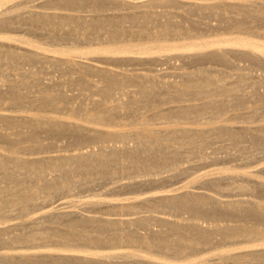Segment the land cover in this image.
<instances>
[{"label": "bare ground", "instance_id": "1", "mask_svg": "<svg viewBox=\"0 0 264 264\" xmlns=\"http://www.w3.org/2000/svg\"><path fill=\"white\" fill-rule=\"evenodd\" d=\"M9 1L12 0H0V7ZM176 1L45 0L44 5L47 9L45 6L35 5L37 8L41 7L42 10L36 8L18 11L17 7L20 8L23 3L29 2V0H25L20 5L15 3V6L10 5L6 8L4 6L5 9L0 11V27H12L13 29L14 26L15 28L21 26L22 28L27 25L28 30L34 29V31L60 28L65 30V34L72 36L73 33L81 34L78 32V26L83 25V29H80L84 30L86 26L89 30L86 28L85 33H87H82L86 37H94L99 30H104L109 37L107 43H100V46L96 48L85 49H78L75 46L49 49L24 36L10 37L5 35L2 37L19 41L31 48L36 47L34 49L53 51L55 54L65 56L63 59L29 48H22L23 51H20L22 49L19 50L15 44L9 43L11 41H0V58L5 57L9 63H16L17 65L22 60L35 62L46 59L44 61L50 60L51 64L56 66L74 67V69H78L81 75L78 80L79 84L85 89L96 85V83L95 85L91 83L92 80H86V75L99 76L103 85L98 86L97 89L93 88L98 90V92H94H97L100 97L93 103L96 106L95 109H98L101 104L104 105H101L103 107H100L101 109L95 113H91L89 109L81 108L79 112L82 113L81 117L77 118L76 113L78 112L66 117L59 111L62 109L61 112H63L65 110L63 108L67 107L70 109L69 103L71 102L69 97L61 91L50 92L47 86H43L42 90L39 88L40 95L30 97L31 94L29 96L28 93H23L22 89L20 90L21 83L26 84V79L22 77L21 80L24 79L25 82L23 80V82L8 83L5 85L6 88L0 85V100L4 96L11 98L9 106L4 110L12 109L10 112H14L5 113L6 111L0 109L2 111H0V125L11 128V130L9 129L10 132H7L3 129L8 130V128L0 127L3 128L0 129V144H5V148L0 146V182L3 183L0 185V223L7 219L8 215L6 214L12 210L16 212L20 210L25 217L30 213L33 206H37V202L42 201L43 204L47 205L56 195L65 190L69 191L77 185H88L95 180L94 178L105 181L110 177H120L119 172L121 171H123L121 175H124L125 170L126 175L128 171L129 174L132 171L136 173V175H130L132 179L118 181L117 185L111 187L116 190V188L129 189L130 187L132 189L146 183L148 185L152 180L143 179L145 175L152 176L154 174L157 177V174L165 173L163 171L166 169L173 171V174L175 173L174 175L169 174L170 172L167 173L169 176L175 177L176 173L178 176L180 172L196 166L198 163H194L192 158L197 157L204 147L211 144L217 146L216 150L218 148V151L219 149L225 151V155L228 153L225 159L230 157L229 155L233 159H245L246 155L249 158V155L264 152V122L261 119V122H257L255 119L257 114L262 111L264 113V102L254 108H248L245 104L247 103L246 84L248 83L247 87L251 85H253L252 87H262V85L264 86V76L262 78L255 76V78L241 72L225 74L222 70H214L215 73H212V70L197 69L185 73L184 78L187 77V80L181 84H179L180 82L174 83V81L168 82V80V83H161L160 80L156 82L151 77L141 73L113 71L107 67L86 63L82 59L88 57L87 55L99 53L100 57L102 54L105 58L109 57L108 60H112L111 56L122 54V56L126 55L127 57V54L133 53L131 57L155 54V59L160 61L159 58L162 54L170 53L169 51H180L179 56L187 60H189L188 58L197 60L207 58L208 60L218 59L221 60L220 62H225V54L232 51V54H240L264 68V42L258 40L264 38V30L256 31L251 23L253 20L260 22L264 20V1L257 5L254 1L188 0L189 12L199 11L203 14L221 16V13L224 14V12H218L221 8L228 10L233 7L235 9L234 11L228 10L233 14L230 15L226 12L229 16L223 15L228 19V24L231 23V26L236 28L237 32L234 30V35L230 33V36L228 34L223 36L219 33L221 36L218 38L197 39L196 37L195 40L193 35H191L193 40L190 39L191 37L189 38L190 35L187 37L192 29L185 28L182 22L174 19L175 15L173 16V14L175 12L170 13L169 10L160 12V9L159 12L153 11L160 6H175V3H178ZM87 3L93 6L87 11L92 12V14L88 13L89 15L50 11L64 9L79 12L86 7ZM224 4L231 7L227 8V5L226 9L222 6ZM14 8L17 12H14ZM111 10L112 12H110ZM127 23L137 28L133 30L129 28L130 30H128L130 25H126ZM179 34H183L181 36H185L186 39L172 41L173 37H177L176 35ZM146 35L148 40L144 41ZM119 57L116 60H119ZM99 58H92V60L101 61ZM151 58L154 59V57ZM25 78L27 77L25 76ZM19 82L20 85H18ZM27 85L29 83L24 85L25 88L22 87L26 89ZM130 85L136 87L133 86L136 91L131 87L129 89L133 90L134 94H139L137 97L132 96L127 102L121 101L114 104L112 101V104L105 103L110 101L109 97L112 98V95L119 92L117 90L126 94L130 93L131 90L128 89ZM254 90L256 91L253 89L252 92H249V96L264 95L259 91L256 93ZM161 93H165L163 97L160 96L162 100L159 99L164 104L167 102V98L168 100L174 99L180 104L166 108L159 107L157 110L153 109L154 112L148 116L137 117L141 102H146L152 97L158 98ZM107 99L109 100L106 101ZM29 104L33 105L36 110L29 109V106L26 109ZM23 106H26V110L20 112L19 107L23 109ZM46 107H50L51 110H45ZM17 108L18 110H15ZM242 108L246 109V112L241 113ZM232 109L236 111L228 114L227 112ZM122 112L133 114L131 117L128 115L129 118L124 117L125 119H133V117L135 119L127 124L117 123L118 119L116 121L115 118L117 116L120 118L122 114L119 115V113ZM221 112H226L228 115L222 114L224 116L222 117ZM127 119L126 121H128ZM184 119L187 121L184 122ZM153 120H158L157 124L159 121L162 122L157 125L154 124L156 121ZM123 121L121 120V122ZM42 132L56 134V136L61 135V137L72 135L77 137L74 140H78L80 143L117 141L121 144L120 146H112V143L111 146L104 144L98 149L86 151L79 148L68 154L38 155L36 150L38 151L46 145L40 137ZM79 142L77 143L80 144ZM212 147L214 148V146ZM21 151H24V154ZM35 153L37 155H34ZM183 158L192 159L193 163L188 161L189 165L184 166L180 164ZM235 168L233 166L205 171L198 175L197 183L211 185L214 193L217 192L219 195L223 192H236L238 195H251L256 192V194L264 195V176L259 177L258 175L256 178L254 173L250 171H236ZM263 170H261L262 173ZM261 171H259L260 174ZM123 175L122 177H124ZM137 176H142V180ZM159 176V179L162 178L161 175ZM162 180L165 179L162 178ZM106 182L108 181L106 180ZM191 186L193 185L185 184V189L180 190L181 192H176L178 187L173 193H170V190L166 193H157V191L154 194L152 192L153 195L135 201H130V199L126 202H119L118 200L111 202V199L105 201V199L99 198L85 200L83 201L85 206L95 205L97 207L101 205L100 209L105 206L108 208L107 210L112 212L101 216H82L75 211H60L62 218L66 219V228L52 226L41 230L38 227L22 233H13L14 235L6 237L1 236L2 230L0 229V246L2 244L4 247L9 245L12 249L6 250L5 248V251L0 252V264H222V262L228 264L227 261L229 264H259L264 261V202H262L264 197L262 196V201H257V198H255L257 200L235 199L226 201L207 193L204 194V192H193L189 190ZM194 187L196 186L194 185ZM224 194L226 195V193ZM145 206L152 207L153 212L149 209L150 212L148 211L147 215H142V211L139 210L145 209ZM156 208H168L173 210L176 215L189 213L190 218L194 220L191 221L189 216L190 221L185 217L187 222H184V220L186 221L185 218H181V220L167 219L156 215L154 213ZM96 210L102 211L99 210V207ZM175 214L173 215L176 216ZM201 219L208 220V226H204L206 225L205 222L204 225L201 224L202 222H199ZM225 220L227 222H224ZM156 225L161 228L156 230ZM10 226L12 227V225ZM17 226H19L18 223ZM11 229L13 231V228ZM19 244L27 245L28 248L20 251L14 250L13 248H17ZM108 246L114 248L127 247L128 249L122 252L103 251ZM20 247L19 249H22V246ZM204 252L206 254H203ZM213 259H217L219 262H215V260L211 262Z\"/></svg>", "mask_w": 264, "mask_h": 264}, {"label": "rangeland", "instance_id": "2", "mask_svg": "<svg viewBox=\"0 0 264 264\" xmlns=\"http://www.w3.org/2000/svg\"><path fill=\"white\" fill-rule=\"evenodd\" d=\"M22 1L24 2L25 0H12V1H9V2H7V4L2 6L3 8L0 7V11L4 10L6 8V6H10V5L11 6L12 5L15 6V3H16V5H18V4L20 5V4H22ZM177 1H178V3H175V6L174 5H170L169 7L166 6L167 8L160 6V8L156 7L155 9H153V11L159 12V9H160V12H164V11L167 12L168 10H169L168 12H170V13H174L175 12V14H173V16L174 15L176 16V17L174 16L175 20H177L178 22H182V24L184 25L185 28L194 30V31H192V30L189 31L190 34L188 33V35H187V33L184 34L185 36L187 35V37H188L190 35L189 36V38H190L191 35H193L192 37H193L194 40H195L196 37H197V39H201V38L202 39H212V38H218L221 35L227 36V34H228V36H230L232 33H233L232 35H234V32H237L235 30L236 28L231 26L232 25L231 23L228 24V19L225 18V17L229 16L228 13H230V15L233 14V13L230 12L231 10H233V11L235 10L233 7H232V9L229 8L231 6H229L228 4H226V6L228 5L227 8H229L228 10H230V11L224 10L223 8H221L222 10L220 9V11H218L219 13L224 12V14L221 13L222 14L221 15L222 17H221V16H217V15H214V14H212V15L205 14V13L203 14L202 12H199V11L198 12H196V11H194V12L190 11L189 12L188 7H187L188 0H177ZM184 1H186V2H184ZM239 1H244V2L254 1L258 5V3H260L261 1H264V0H238V1L234 0V2H239ZM44 2H45V0L44 1L43 0L42 1L41 0H36V1H33V0L30 1L29 0V2H26L25 4L23 3V5L20 6L21 9L19 7H17V8L15 7V8L18 9V11L19 10L25 11V10H29V9H36L37 7H35V5L36 6L37 5L45 6ZM229 2H231V0ZM8 3H9V5H8ZM87 5H88V3L85 5L86 7L81 9L84 12H82V11H79V12L76 11L75 12V11H70V10L66 11L64 9L63 10L62 9L61 10H50V11H56V12H61V13H69V14H80V15L92 14V12H87V11H89V9H92L93 6L90 3H89V5H91V6H89V5L87 6ZM4 6H5V8H4ZM222 6L226 8L225 4L222 5ZM15 8L13 10H14V12H17ZM45 8H46V6H45ZM37 9L42 10L41 7L40 8L38 7ZM183 10H185V11H183ZM110 12H112V10ZM226 12H228V13H226ZM219 13H217V14H219ZM225 14H226V16H225ZM237 15L240 16L239 14H237ZM224 20H225V22H224ZM254 21H255V23H254ZM257 21L253 20V22H251L252 26H254L256 31H258V32L259 31H263L264 30V22H263L264 20L261 21V22L260 21L257 22ZM254 24H256V25H254ZM126 25H128V26L130 25L129 27L126 26V27H128V30H130V29L133 30V29L137 28L136 26H133L130 23H127ZM78 27H79V31L77 29H75V30L80 32L81 34L73 33L72 36H71V34L70 35L69 34H65V30H62L60 28H58L56 30L55 29H48V31L47 30L46 31H44V30L42 31L41 29H40L41 31H39V30H37V31L35 30L34 31V29H31V30L29 29L28 30V26L27 25L23 26L22 28H21V26H18V27L15 28V26H14L13 29H12V27H0V41L1 42L11 41L9 43L15 44L16 47H19V50H20L22 48L23 49H28V48L29 49H34L36 47L31 48L28 45H24L23 43H20L19 41H14V40H11L9 38L5 39V38H2V37H5V35L6 36H10V37H23L24 36L25 38H28V39H31V40H34V41H37V42L43 44L44 47H46V48L48 47L49 49H51V48H59L61 46L62 47H69V46L70 47H72V46L74 47L75 46L78 49L79 48L80 49L81 48L85 49V48H92V47L96 48V47L100 46V43L105 44L109 40V37H108V35H106L104 30H99L97 32V34L95 35L96 37L94 36V37L89 38V37H86V35H85L87 33V32L85 33V31H87L88 28L85 26V29L82 30L83 27H84L83 25H79ZM80 28H82V29H80ZM86 28H87V30H86ZM255 29L253 28V30H255ZM76 31H74V32H76ZM256 31H254V32H256ZM192 32H193V34H192ZM82 33H85V34L83 35ZM104 33H105V35H104ZM78 34H79V36H78ZM181 35H183V34H179V35H176V36L180 37ZM83 36L86 37V38L84 37L85 40L83 39ZM185 36H181L178 39H177V37H173L172 41L185 40L186 39ZM145 37H144V41H147L148 40V38H147L148 36L146 35ZM192 37L190 38L191 40H193ZM256 37L258 38V36H256ZM258 40H261V41L264 42V38L263 37H262V39L260 38ZM23 49L20 50V51H23ZM34 50H36L38 52H41V53H44V54H48L50 56H57V57L63 58V59L65 58V56H62V55H59V54H55L53 51L52 52L43 51V50H41L39 48L38 49H34ZM166 52H168V51H166ZM169 52L170 53L162 54L160 56V58H159L160 61L156 60L157 58L155 59V56H154L155 54L154 55L151 54L152 56L151 55L149 56L147 54L146 55H141V56H138L139 58L135 55V57H137L135 59V57L133 55H132L133 57H131V54H133V53H130L129 55L127 54V57H126V55L122 56V54H119L117 56H114L112 54L115 57V59H114V57H112L110 55L111 56L110 58H113L112 60L111 59L108 60L109 57L106 56L107 58H105V56H103L102 54H101V57H100L99 53L98 54L87 55L88 57L85 56L86 58H82V59L86 63L92 64V65H96V66L107 67L108 69H111L113 71H120V72L125 71V73H127V72H129V73H141V74H143L145 76L151 77L156 82L157 81L159 82V80H160L161 83H165V82L168 83V82L174 81V83L175 82H177V83L180 82L179 84H181V82H184V81L187 80V77L184 78V75H186L187 73H190V72H192L194 70H197V69H204V70L208 69L209 71L212 70V73H215L214 70H216V71L222 70V72L224 71L225 74H228V73L229 74H235V73L241 72V73H243V74H245L247 76L249 75V77L252 75V76H254V77L256 76L258 78H262L264 76V68H263V66L261 67V66H259L257 64H254L252 62V60L249 61V59H247L245 57H242L240 54H237V53L232 54L231 53L232 51H230V52L228 51V54H225L226 55L225 56L226 57V61H225L226 63L224 61L220 62L221 60H218V59H216V60L215 59L208 60L207 58H205L204 60L203 59H198L197 60V59H191V58H188L189 60H187L185 58L186 59L185 60V59H183L182 57L179 56V52L180 51H178V52L177 51L176 52L169 51ZM162 53H164V52H162ZM224 53H225V51L223 52V54ZM235 54H237V55H235ZM129 56H130V58H129ZM2 57L0 58V82H1L0 85H3V88H6L5 85L8 84V83H12V82L16 83L17 81L23 82V80L26 79V84L29 83V85H27V88L24 89L26 84L21 83L22 86H24V85L25 86H24V88L22 86H20V90L22 89L21 91L23 93L24 92L28 93V95L31 94L32 96L29 95L30 97H33V95L34 96L35 95L36 96L40 95L41 94L40 89L42 90L43 86H47V89L50 92H56V91L59 92V91H61L67 97H69L68 99L72 103V104L69 103L70 104L69 106L73 107L72 110L74 111L73 112L72 110H70L71 107H70V109L68 107L67 108H63V110L65 109L63 112H61L62 111V109H61V111H59V113L62 114L63 116H66V117L67 116L69 117L70 115L71 116L74 115L72 113H76V112L79 113L81 108L82 109H84V108L89 109L91 111V113H95V112L98 111V109L99 110L101 109L100 107H103L101 105H104V104H101V105H99L98 109H95L96 106L93 103L94 100L97 101V99L100 98L98 93H97L98 90H96L97 87L103 85V82L100 81V78L97 75L91 74V75H86L85 76L86 80H88V81L92 80L91 83L93 85H95V83H96L95 86H92L90 88L87 87L85 89V88H82V86L79 84L78 80L80 79L81 75H80L78 69H76V68L74 69V67L62 66V65L61 66H56L53 63L51 64L50 60L44 61L46 59H42V61L37 60L35 62L34 61L32 62L31 60H25V61L22 60V62L19 61V63L16 65V63L15 64L9 63V61L7 59H5V57H3V59H2ZM97 57L98 58L100 57L99 59H101L102 62L101 61L92 60V58L95 59ZM118 57H119L120 61L116 60V59H118ZM151 57H154V59H152ZM238 57H240V58L242 57V58L240 59ZM132 58H134V60H132ZM74 59H77V58H74ZM195 60H197V61L194 62ZM20 71H21V73H20ZM24 73H26L27 75L24 74ZM23 74L27 78H25V76ZM30 74H31V76H30ZM20 75H23V76H20ZM21 77L24 78V79L21 80ZM167 80H168V82H167ZM2 81L4 82V84H3ZM20 82L18 83V85H20ZM24 82H25V80H24ZM247 84H246V87H245L246 88L245 89V92H246L245 94H247V98H246L247 100L246 99L245 100H246L247 103H245V104H246V106H248V108L257 107L259 104H262L264 102V95L263 96H259L260 97L259 98L257 96L258 94L255 95V97L254 96H249V92H252L253 89H256V91H259L261 94L262 93L264 94V86L263 85H262V87L258 86L259 87L258 88L256 86L252 87L253 85H251L250 86L251 88H250L249 86L247 87ZM29 86H30V88H29ZM133 86L134 85H132V86L130 85L128 87V89L131 87L134 90L136 87L134 86L135 88H133ZM93 88H96V89H93ZM129 90H131V89H129ZM129 90H128V92H129ZM133 90H131L130 93H128L129 95L126 94L125 92L117 90L119 92H117L114 95H112V98L109 97L111 102L108 101L109 99H107L106 101H108V102H105V103L112 104L114 102V104H116L117 102H121V101L127 102L130 97H132V96L133 97H137L139 95V94H134L135 92ZM94 91H97V92H94ZM135 91H136V89H135ZM259 92H256V93H259ZM162 93L159 95L158 98L157 97H154V98L152 97L153 99L150 98L149 100H146V102L142 101L140 110L138 111L139 116L137 115V117L141 118L142 115L143 116H148V114L150 115L152 112H154V110H157L159 107L160 108H166V107H169V106L180 104V102H178V101H176L174 99H169L168 100V98H167V102L164 104V102L160 101V100H162V97L165 94V93L164 94H162ZM160 96H162V97H160ZM166 96L164 97L165 99H166ZM215 96H219V95H215ZM7 97L9 99L6 98L5 96L1 97V100H0V109L2 108L1 110H4L5 108H7V106H9V102H10L11 98L9 96H7ZM6 101H8V103H6ZM142 103H143V105H142ZM28 106H29V109L33 108L32 110H36L34 108V106L31 105V104L27 105L26 109H28ZM31 106H33V107H31ZM25 107L26 106H23V109H22V107H19V109H20L19 111L21 112V110H26ZM91 107H93L94 109L91 108ZM67 109H69V110H67ZM74 109L77 110V111H75ZM242 109L241 110L239 109L241 111V113L242 112H246V109H244V108H242ZM11 110L12 109L7 110V111L4 110V112L6 111L5 113H14V112H10ZM15 110H18V108L15 109ZM45 110L50 111L51 108L50 107H46ZM239 110H237V112L240 113ZM233 111L235 112L236 110L232 109L230 112H227V113L228 114L229 113H233ZM141 112H142V114H141ZM262 112H260L259 114H261ZM78 113H76V116H78L77 118L81 117L80 115L82 114V113H79V115H78ZM124 113L125 112L119 113V115L122 114V115H120L121 116L120 118H123V119H120L119 116H117V118H115V120L118 119L117 123L127 124V123H130L131 121H133L135 119V117H133V119L132 118L131 119H127L126 118L128 120V121H126V119L124 117H128L129 118V116L131 117L133 114H131V113H129V114L125 113L124 114ZM227 113L226 112L225 113L221 112L220 115L224 114V116H226ZM259 114H257L256 117L259 118V116H260V118L258 119V118L255 117V119L257 120V122H259V121L261 122V120H263L262 122H264V113L261 114L262 116L259 115ZM224 116L222 115V117H224ZM119 120H120V122H119ZM121 120L122 121L124 120V121L121 122ZM153 121L155 122L156 120H153ZM157 121L154 124H157ZM182 121H183V119H182ZM186 121L187 120L184 119V122H186ZM160 122H162V121H159L158 124H160ZM0 127L4 128L5 126L1 124ZM3 128H0V129H3ZM5 128H8V127H5ZM9 129L11 130V128H8V130L7 129H5V130L3 129V131L10 132ZM70 136H72V135H70ZM70 136L67 135V136H62L61 137V135H57L56 136V134H47L45 132H42L40 137H41V140H43L42 142L44 144H46V145L43 146L45 148L42 147L41 149H38V151L36 150V153H39L38 155H43V154L44 155H48V154H51V153L52 154H68V153L75 152L79 148L81 150H85L86 151V150H90V149H98L100 146H102L104 144L107 145V146H111V143H112V146H120V144H121V143H118L117 141L116 142H105V143H102V142L101 143L100 142H96V143L95 142L94 143H89V142L88 143H80L78 140H74L77 137H75V136L70 137ZM77 142H79L81 145L78 144ZM109 143H110V145H109ZM131 143H133V142L131 141ZM20 144L22 145V143H20ZM1 145L4 147L5 144L3 145V143H2V144H0V146ZM211 145L214 146V148ZM211 145H209L208 147L207 146L204 147V149L201 150L200 154L197 157H195V158L193 157L192 158V159H194V161H193L194 163H198V164H196L197 167L194 166V167H192L193 169L192 168L191 169L188 168L185 171L180 172L178 176H177L178 173H176L175 177L172 176V175L175 174V173L173 174V171L166 169L165 171H163L165 173L157 174V177L153 174L152 176L154 178L152 176H150L149 174L145 175L143 177V179L145 178V180H150V181L152 180V182H153V183L149 182L148 185H146L147 184L146 183L145 185L144 184L138 185L136 187H133L132 189H130L131 188L130 187L129 189L128 188L127 189H124V188L117 189L116 188V190H115V188H113L114 189L113 190L111 187H113L114 185H117L119 182L128 181V180L132 179V178H130L131 177L130 175H132V176H133V174L136 175V173H134L133 171H132L131 174H129V171H128L127 175H129V176H127L126 175V170H125L124 171V175L122 174L124 177H122L121 173L123 171H121V172H119L120 177L117 176V174H118L117 173L116 176L118 178L115 177V176L114 177H110V178L106 179L108 182H106V180L104 181L103 179L99 180V178H94L95 180L90 182L88 185H82L83 187L80 186V185H77L76 187H74L73 189H71L69 191L65 190L64 192H62L59 195H56L54 198H52L51 199L52 201L49 202V204H47V205H45V203L43 204L42 201H41L42 203L39 201V202H37V206L36 205L33 206L31 208L32 210L30 209L31 210L30 213L27 216H25V217H24V215H22L20 210L17 209L18 210L17 212L15 210H12L11 212H8L6 214V215H8L7 219H5L3 221V223H2V221L0 223V229L2 230L1 236L6 237V236L14 235L16 233H22V232L30 231L33 228H38V227L41 228V230H44V229H46L48 227H52V226L53 227L59 226L61 228H66V226H67L66 225V221H65L66 219L64 217L62 218V216H61L62 214L59 213L60 211L61 212H63V211H75L79 215H82V216H88V215L101 216V215H105V214H107L108 212L111 211V210H107L108 208L105 207V206L102 207L103 209L102 208L100 209L101 205L100 206L98 205L97 207H99V210H102L103 212L96 210L97 207L95 205H93V206H90V205L87 206L86 205L85 206L83 204V201L88 200V199L93 200V199L99 198V199H105V201L111 199L112 200V201L110 200L111 202H117V200L119 202H126V201H129L130 199H131L130 201H135V200L142 199V198H144L146 196L153 195V193L156 194L157 191H158L157 193H161V192L162 193L163 192L166 193V191L170 190V193H173V191L174 192L176 191L177 187L178 188H177L176 192H181L182 190L185 189L184 188L185 184L193 185V186L189 187V190H191L193 192H199V193H203L204 192V194L207 193L208 195H212V196H214V197H216L218 199H221V200L233 201L235 199H250V200H257L258 199L257 201H262L264 199L263 198L264 195H261V194H258V193L256 194V192L254 194H251V195L250 194H245V195L244 194H239L240 196L238 194H236V192H234V193L233 192H231V193L223 192L222 194L219 195L217 192L214 193V190L212 189L213 187L211 185H202V184L197 183L198 182V175L200 173H203L205 171H209V170L214 169V168H224V167H233V166H234V168L236 167L235 168L236 171H250V172L254 173V176L256 178L258 177V175H259V177H263L264 176V174H263L264 173V170H263L264 169V152L256 153L257 155L256 154L255 155L254 154L249 155V158L246 155L245 157L247 159L246 158L245 159L242 158L243 160L241 158H240L241 160L240 159L238 160V158H236V159L234 158L235 159L234 160L231 157V155H229L230 156V157H228L229 159L228 158L225 159L228 156V153H226L227 155H225V151H223L222 149H219V151H218V148L216 150L217 146L215 147V145H213V144H211ZM3 147H1V148H3ZM21 152H22V154H24L23 153L24 151H21ZM36 153L34 155H37ZM183 159L181 160L180 164H183L184 166H188L190 162L193 163L191 161L192 159L189 160V158L188 159L186 158V159H184L185 161ZM253 159H255V160H253ZM182 161H184V162H182ZM188 161H189V163H188ZM237 169H239V170H237ZM261 170H263V173H262ZM259 171H261V174H260ZM255 172H258V173L256 174ZM167 173H169V174L172 173V175L169 176V174H167ZM159 175H161V177L163 179H165V180H162V178H160L161 179L160 180L159 179V177H160ZM164 176H166V177L164 178ZM124 178H125V180H124ZM127 178H129V179H127ZM133 178H135V177H133ZM138 178H140L142 180V176H140ZM97 179L99 180V182H98ZM117 179H119V180H117ZM157 180H160V181L157 182ZM95 181H97L98 183L95 182ZM150 184L152 185V187H151ZM0 185H3V183L0 182ZM194 185L196 187H194ZM180 186H182V187H180ZM214 188H216V186H214ZM167 193H169V192H167ZM224 193H226V195ZM215 194H218V195H215ZM223 195H225V196L223 197ZM236 195H238V196H236ZM251 196H252V198H251ZM259 196H260V200H259ZM255 198H257V199H255ZM261 198H263V199H261ZM262 202H264V200ZM66 207H67V209H66ZM145 207H146L145 209L144 208H142V209L146 210V211H143L142 209L139 210V211H142L141 212L142 215L143 214L147 215V213H149L150 211L153 212L152 207H149V208L147 206H145ZM90 208H92V209H90ZM149 209H151V210L149 211ZM155 210H156V212H155ZM172 211L173 210H170L168 208H156V209H154V213L156 215L164 217V218H167V219H171V220H181V218H185V217H187V219L189 220V218L191 217V215L190 216L188 215L189 213H182V214L176 215L174 213V211L173 212ZM143 212H145V213H143ZM171 212H172V214H171ZM11 213H13V214H11ZM50 213H52V214H50ZM46 214H48V215H46ZM150 214H153V213H150ZM170 214H171V216H170ZM173 214H175L176 216H174ZM111 216H116V215H111ZM188 216H189V218H188ZM127 217H129V216H127ZM130 217H131V215H130ZM132 217H134V216H132ZM187 219H186V221L184 220V222H187ZM190 220L192 221L194 219L190 218ZM182 221H183V219H182ZM199 222H202L201 224H203V225H204V222H205L206 225H204V226H208V224H209L208 220H202L201 219V221H199ZM224 222H227V220H225ZM17 223H18L19 226H17ZM10 225H12V227ZM3 227L5 229H2ZM11 228H13V231H12ZM160 228L161 227H159L158 225H156V227H155L156 230L160 229ZM8 229H10V230H8ZM38 230H40V229H38ZM141 231L144 232V230H141ZM16 245H18V244H16ZM20 246H22V249H19V248H21ZM23 246H25V245L24 244H19V246H17V248L14 247L13 249L14 250L16 249V250L20 251V250H25V249L28 248L27 245L25 247H23ZM5 248H6V250L7 249L12 250L9 245H5V247H4V245L2 244V246H0V249H2V250H0V252L1 251H5ZM104 249H103V251H105V252H112V251L122 252V251H125L128 248L127 247L126 248L125 247H121V248L120 247H116V248H114L113 246L112 247L108 246V247H106ZM203 254H206V253L204 252ZM214 260H215V262H219L217 259H213L211 262H213ZM221 262H222V260H221ZM226 263L229 264V261H227ZM222 264H224V262H222ZM259 264H264V261L260 262Z\"/></svg>", "mask_w": 264, "mask_h": 264}]
</instances>
